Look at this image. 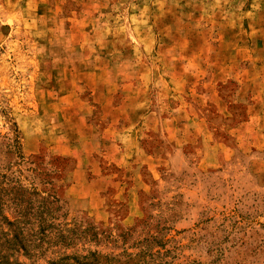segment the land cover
Wrapping results in <instances>:
<instances>
[{"label":"rangeland","instance_id":"1","mask_svg":"<svg viewBox=\"0 0 264 264\" xmlns=\"http://www.w3.org/2000/svg\"><path fill=\"white\" fill-rule=\"evenodd\" d=\"M14 138L0 163L98 232L27 264H264V0H0Z\"/></svg>","mask_w":264,"mask_h":264},{"label":"trees","instance_id":"2","mask_svg":"<svg viewBox=\"0 0 264 264\" xmlns=\"http://www.w3.org/2000/svg\"><path fill=\"white\" fill-rule=\"evenodd\" d=\"M14 139V144H8L7 153L0 152V158L13 153L23 161V156L19 149L17 150V139ZM4 162L6 163H0V166L6 168L5 172H0V264H27L20 256L30 259L41 251L42 245L46 242L54 246L68 247L74 244L76 238H82V234L87 236L89 241L97 242L98 232L93 226H87L77 233L57 223L55 213L61 210L58 199L42 189H37L32 183H29L30 186L21 183L10 171L14 164ZM26 162L38 164L36 161ZM36 169L29 167L27 170ZM28 225L32 228L26 233ZM45 239L49 241L45 242ZM85 251L86 254L80 256V261L75 254H64L57 260L48 261V264H98L99 251L86 249Z\"/></svg>","mask_w":264,"mask_h":264}]
</instances>
